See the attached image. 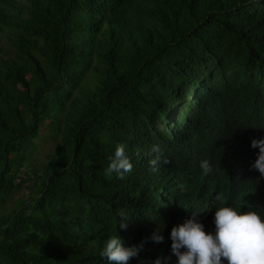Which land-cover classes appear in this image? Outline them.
Instances as JSON below:
<instances>
[{"label":"trees","instance_id":"trees-1","mask_svg":"<svg viewBox=\"0 0 264 264\" xmlns=\"http://www.w3.org/2000/svg\"><path fill=\"white\" fill-rule=\"evenodd\" d=\"M247 91L264 99V0H0V264H108L121 209L125 245L165 237L129 264H174L171 228L195 213L214 231L218 194L264 212ZM118 143L124 178L104 171Z\"/></svg>","mask_w":264,"mask_h":264},{"label":"clouds","instance_id":"clouds-1","mask_svg":"<svg viewBox=\"0 0 264 264\" xmlns=\"http://www.w3.org/2000/svg\"><path fill=\"white\" fill-rule=\"evenodd\" d=\"M238 100L237 106L242 114L239 116L250 119L245 125L238 124L237 131L248 139L250 168L259 177L264 176V122L258 114L264 111V99L255 91H247ZM126 143H118L105 174H113L124 178L133 171V162L127 151ZM149 163L152 171H159L162 160V148L154 144ZM202 174L207 175L214 170L211 160H201ZM221 203L215 207L214 231H206L204 222L197 219L195 213L183 222L173 225L170 231L171 248L175 254L174 264H264V212L257 208L241 210L231 204L223 203L221 195L216 196ZM129 216L125 210L118 213L116 234H111L101 249V257L108 264H129L133 257H139L147 240L163 242V227L157 226L151 234L139 243L125 245L117 231V225L126 228ZM151 264H167V258L157 256Z\"/></svg>","mask_w":264,"mask_h":264},{"label":"rangeland","instance_id":"rangeland-1","mask_svg":"<svg viewBox=\"0 0 264 264\" xmlns=\"http://www.w3.org/2000/svg\"><path fill=\"white\" fill-rule=\"evenodd\" d=\"M52 146H53V142L52 141H46V142H44V141H42L40 139L37 140V149L39 150V154L37 155L38 156L37 161L40 164L44 160H46L47 157L50 155Z\"/></svg>","mask_w":264,"mask_h":264}]
</instances>
